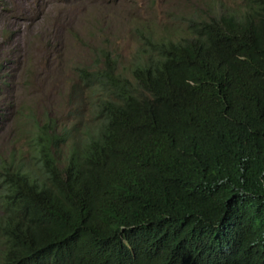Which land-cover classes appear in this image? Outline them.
Listing matches in <instances>:
<instances>
[{"label":"trees","instance_id":"trees-1","mask_svg":"<svg viewBox=\"0 0 264 264\" xmlns=\"http://www.w3.org/2000/svg\"><path fill=\"white\" fill-rule=\"evenodd\" d=\"M141 32L74 67L72 124L16 111L0 264H264V0Z\"/></svg>","mask_w":264,"mask_h":264},{"label":"rangeland","instance_id":"rangeland-1","mask_svg":"<svg viewBox=\"0 0 264 264\" xmlns=\"http://www.w3.org/2000/svg\"><path fill=\"white\" fill-rule=\"evenodd\" d=\"M237 5L240 0H0V142L7 148L17 110L24 116L30 110L39 121L51 117L57 131L72 124L68 85L77 80L74 67L97 63L96 48L108 50L117 72L128 75L141 30L178 34L187 16Z\"/></svg>","mask_w":264,"mask_h":264}]
</instances>
